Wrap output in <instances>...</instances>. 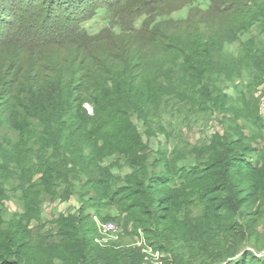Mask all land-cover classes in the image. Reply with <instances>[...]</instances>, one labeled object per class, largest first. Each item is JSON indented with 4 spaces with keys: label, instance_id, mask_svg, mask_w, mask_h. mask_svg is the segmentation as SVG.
Here are the masks:
<instances>
[{
    "label": "trees",
    "instance_id": "16d2710c",
    "mask_svg": "<svg viewBox=\"0 0 264 264\" xmlns=\"http://www.w3.org/2000/svg\"><path fill=\"white\" fill-rule=\"evenodd\" d=\"M164 2L143 0L133 15ZM114 4L96 0L70 29L39 36L12 23L0 47V126L17 136L0 137V196L11 187L23 209L0 225V264H26L29 222L42 221L45 200L73 196L82 206L53 219L63 261L146 262L142 246L95 242L91 210L107 220L116 207L166 254L162 264H247L264 199V149L253 145L264 141V116L251 92L264 82V38L245 36L264 34V0H216L218 26L191 17L177 29L164 20L136 28L133 17L130 26L111 19L99 35L84 28ZM183 113L222 115L224 132L192 144L164 118ZM134 117L166 143H147Z\"/></svg>",
    "mask_w": 264,
    "mask_h": 264
},
{
    "label": "rangeland",
    "instance_id": "374dc122",
    "mask_svg": "<svg viewBox=\"0 0 264 264\" xmlns=\"http://www.w3.org/2000/svg\"><path fill=\"white\" fill-rule=\"evenodd\" d=\"M111 7L109 6H99L98 14L91 20L85 22L84 28L90 33H98L99 35L102 31L101 29L107 25H110L111 19L119 18L126 25L135 23V27L140 28L147 21L158 24L163 21L168 24L172 29H177L178 22L183 21L186 18H195L196 20H204L208 22H217L220 20L216 14L215 10L210 9V6L216 4V0H200L201 10L207 12V14L200 13V10H194L191 7L188 0H164L162 4L156 5L152 12H142L137 15H133L136 10L137 4L142 1H127L118 0ZM205 1V3H204ZM96 0H2L0 1V10L5 9L7 12L1 13L0 11V47L6 45V41H11L9 37V29L12 23L21 22L26 28H29L34 35L39 36V34L46 33V31H51L54 29H70L71 23L75 18H79L91 9ZM122 17V18H121ZM158 22V23H157ZM10 24V25H9ZM218 26V25H217ZM117 29V28H116ZM216 30L218 27L215 28ZM259 32V31H258ZM45 35V34H43ZM40 35V36H43ZM108 36V35H107ZM255 36L259 41L263 40L264 34L259 35L254 32L253 34H247L245 38H250ZM46 38V36H44ZM92 39L89 38L84 41V44H89ZM239 45L237 43L232 45H227L226 50L228 53L234 54L238 53ZM19 51H14L18 53ZM26 55V54H25ZM27 56V55H26ZM229 94H236L234 87H229L226 90ZM254 98L258 100L259 109L261 115L264 116V82L253 89ZM89 110L92 111V107L87 105ZM167 122L172 121L173 124L180 123L177 129H181L182 136L187 138L192 144H201L202 141L210 139L216 133L222 134L224 132L225 122L222 115L214 114L209 118H204L203 115L184 113L181 116L171 118L169 116L164 117ZM134 122L138 125L139 129L144 134V139L152 147H158L160 143L165 144L167 137L163 132H152L151 134H145V127L142 122L134 117ZM227 123V122H226ZM178 134V133H177ZM11 137L16 139V133L6 129L4 126H0V137ZM254 147L259 149H264V141L258 144H253ZM252 156L255 157L253 154ZM116 173H121L124 175L128 172V169L119 170L114 169ZM7 187V186H6ZM8 192L3 198L0 196V210L1 219L0 225L2 223H8L12 218L16 217L15 214H22L23 209L20 206L18 200V192L12 190L11 187H7ZM78 197L73 196L70 200L61 201L60 199L50 200L47 199L42 204V221L32 219L29 222L28 229L32 232V240L29 245L22 249V253L27 255L26 264H76L73 258L67 257L66 261L59 259L57 254L59 250L52 247L51 242L55 240V222L53 219L61 214L73 213L82 206V202L79 201ZM257 205H262L261 213L257 216V224L255 227L254 234L251 237V242L246 244L245 249L251 250L253 252V257L247 264H264V199L258 200ZM257 207V206H256ZM256 209V208H255ZM107 211V210H103ZM92 215L97 222V234L96 243L107 244H124L133 247L142 246L143 252L147 255L145 257L146 262L144 264H162L161 258L165 257V253L159 251H154L150 244L145 239V233L141 227L135 228L133 222L127 220L125 213H121L118 208L112 207L108 210L111 215V219L102 220L101 216L95 214L94 210H91ZM97 215V216H96ZM93 218V219H94ZM15 219V218H14ZM17 221V220H16ZM248 223L250 221L246 219ZM113 222L117 226L116 232L105 231L101 224ZM2 228L4 227L1 226ZM0 227V231H1ZM53 231V232H52ZM47 234H51V238L45 239ZM58 235V234H57ZM56 235V236H57ZM1 236V232H0ZM46 242H45V240ZM37 244L38 246L36 247ZM245 263V262H244Z\"/></svg>",
    "mask_w": 264,
    "mask_h": 264
},
{
    "label": "built area",
    "instance_id": "2783aa9c",
    "mask_svg": "<svg viewBox=\"0 0 264 264\" xmlns=\"http://www.w3.org/2000/svg\"><path fill=\"white\" fill-rule=\"evenodd\" d=\"M101 225L105 231H108V232H116L117 231V226L113 222H107V223H104Z\"/></svg>",
    "mask_w": 264,
    "mask_h": 264
}]
</instances>
